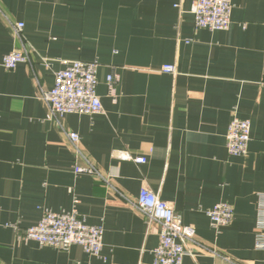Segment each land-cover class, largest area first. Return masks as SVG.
<instances>
[{"label": "crops", "instance_id": "0c3cea01", "mask_svg": "<svg viewBox=\"0 0 264 264\" xmlns=\"http://www.w3.org/2000/svg\"><path fill=\"white\" fill-rule=\"evenodd\" d=\"M194 0H0V264H152L160 227L131 204L146 186L195 229L183 264H264V0H232L227 30L196 28ZM23 22L19 38L14 26ZM27 48L29 61L3 59ZM73 60L97 61L103 111L56 119L41 97ZM175 65V72L162 71ZM112 75L114 93L108 84ZM251 122L248 150L227 131ZM67 131L108 179L76 175ZM128 152L145 163L119 157ZM227 202L233 221L207 212ZM104 228L101 256L22 238L46 211ZM15 225L18 228H15Z\"/></svg>", "mask_w": 264, "mask_h": 264}, {"label": "built area", "instance_id": "2783aa9c", "mask_svg": "<svg viewBox=\"0 0 264 264\" xmlns=\"http://www.w3.org/2000/svg\"><path fill=\"white\" fill-rule=\"evenodd\" d=\"M232 9V0H194L192 12L195 26L198 29L227 30L232 21ZM23 27V22H18L14 26L19 38ZM27 61H29L28 49H16L5 55L3 66L6 69H14L19 63ZM98 66L97 61L73 60L67 62L63 69L56 71L53 88L41 89V97L49 106L53 117L60 119L68 113L94 115L103 111L102 101L97 94ZM162 71L175 72L176 67L166 64L163 65ZM117 80L112 75L108 77L112 94L114 83ZM250 133V120L234 116L227 131L228 152L232 155H245L248 150ZM66 137L76 156L74 164L76 175L89 174L108 183V179L84 154L80 134L67 131ZM119 157L137 163L147 161L146 157H134L128 152L120 153ZM130 202L148 225L156 223L160 227L159 243L153 250L152 264H183L185 255L193 253L188 245L196 242L195 229L183 223L182 217L176 213L171 203L161 199L157 193L146 186L142 187L137 199ZM207 214L212 225L218 228L233 221L234 208L227 202H221L210 209ZM15 228L18 226L15 225ZM20 235L25 240L64 250L75 244L80 245L87 253L101 256L104 228L88 224L80 217L76 209L61 213L46 211L35 225L27 227ZM255 246L264 250V195H261L258 204ZM232 264L237 263L232 261Z\"/></svg>", "mask_w": 264, "mask_h": 264}]
</instances>
